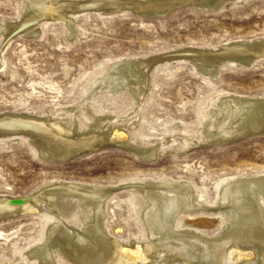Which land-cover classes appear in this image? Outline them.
Returning a JSON list of instances; mask_svg holds the SVG:
<instances>
[{
    "label": "rangeland",
    "instance_id": "rangeland-1",
    "mask_svg": "<svg viewBox=\"0 0 264 264\" xmlns=\"http://www.w3.org/2000/svg\"><path fill=\"white\" fill-rule=\"evenodd\" d=\"M28 3L0 0V25L23 21ZM105 8L64 11L72 23L49 16L10 35L5 33L8 29H0V117L61 118L73 127L75 137L90 131L120 133L138 147L157 142L158 155L146 160L116 139L96 151L57 160L42 156L26 135L0 137V197L45 196L53 185L68 182L126 186L106 203L105 222L113 238L131 246L149 238L142 219L147 201L137 185L186 181L210 206H217L227 183L264 174V133L246 135L244 115L246 109L253 115L255 108L250 106L264 99V56L250 65L219 60L215 80L190 58L156 62L140 99L129 88L114 94L99 89L85 92L117 62L263 40L264 0H224L219 8L186 5L166 15ZM33 29L36 32L30 34ZM232 96L251 105L231 107L227 98ZM222 98L225 102L219 103ZM215 104L217 112L209 116ZM91 112L109 118L96 121ZM205 124L221 138L207 134ZM56 202L69 207L62 217L44 203L40 212L0 218V264H40L27 251L45 239L51 222L59 219L79 229L92 220V211L81 199L59 194ZM189 217L218 221L191 228L182 225L179 230L215 237L229 225L225 211ZM54 251L59 264H73L59 247ZM236 251L244 255L239 264H259V250L250 244Z\"/></svg>",
    "mask_w": 264,
    "mask_h": 264
},
{
    "label": "bare ground",
    "instance_id": "bare-ground-1",
    "mask_svg": "<svg viewBox=\"0 0 264 264\" xmlns=\"http://www.w3.org/2000/svg\"><path fill=\"white\" fill-rule=\"evenodd\" d=\"M95 1L102 2L106 11L128 7L140 13L155 15L186 3L216 6L223 2V0H29V14L26 18L19 23L0 25V29H8L5 33L10 35L25 25L49 16L65 18L72 23L73 19L71 20L64 11H78L84 5ZM34 32L35 29L29 31L30 34ZM263 56L264 39L223 45L217 50H185L150 58L124 60L113 64L103 77L96 78L85 95L94 89L114 94L129 88L139 98L147 84L151 66L165 60L190 58L199 71L215 80L220 72L219 60H235L250 65L255 58ZM225 100L226 98H222L219 103ZM227 100L231 107L251 105L249 101L237 96L229 97ZM250 107L255 108L253 115H250V109L244 110V115L247 116L246 135L263 134L264 99L258 100ZM216 112L217 104L208 114L213 116ZM93 116L96 121L109 118L94 114ZM232 121L233 126L235 118ZM205 131L216 139L221 138L217 132L210 131L208 124H205ZM19 135L28 136L37 146L39 153L46 158L70 160L101 147L110 146L116 139L120 140L124 148L146 160L154 159L159 149L157 142L148 147L134 146L120 133L107 136L105 132L90 131L75 137L73 127L67 126L65 120L61 118L49 119L23 114L2 115L0 137ZM137 187L141 188L147 201L142 219L149 238L143 243L134 241L131 246H126L118 238H113L105 222L106 203L114 192L126 186L108 187L68 182L53 185L45 196L36 193L17 198L0 197V218L40 212L44 203H49L48 206L58 215L66 214L69 207L56 202L59 194L81 199L92 211V220L83 223L79 229L67 226L59 219L49 224L45 239L27 251L30 257H37L32 259L38 260L40 264H59L54 247H59L64 254L61 253L73 264H147L170 260H179L184 264H239L244 255L242 251L237 253L236 250L244 243L259 250L256 257L259 264H264V174L240 177L227 183L221 190L217 206H210L202 199L203 194L186 181L150 180ZM220 211L228 214L229 225L215 237H206L197 230L195 232L178 229L182 225L191 228L215 224L217 219L206 217L193 219L189 216ZM77 236L79 238L82 236L83 239Z\"/></svg>",
    "mask_w": 264,
    "mask_h": 264
},
{
    "label": "water",
    "instance_id": "water-1",
    "mask_svg": "<svg viewBox=\"0 0 264 264\" xmlns=\"http://www.w3.org/2000/svg\"><path fill=\"white\" fill-rule=\"evenodd\" d=\"M223 2H224V0H223ZM101 3H102V2H100V1H99V2H98V1H95V2L88 3V4L84 5V6L82 7L81 10H87V9H98V8L104 7V5H102ZM221 4H222V2L219 3V4L216 5V6H210V5H198L197 3H186V4H182V5H177L176 7H174V8H172V9L168 10L167 12H165V13H163V14H156V15H166V14H168L170 11H172L173 9L178 8V7H181V6H186V5H197V6L204 7V8H219V7L221 6ZM122 8H127V9H131V10H135L134 8H128V7H122ZM135 11H136V10H135ZM36 22H37V21L32 22V23H36ZM32 23H31V24H32ZM26 27H27V26L25 25V26H23L22 28H19L18 30L14 31V33L18 32V31H21V30L25 29ZM56 159H58V158H56ZM58 160H66V159H58Z\"/></svg>",
    "mask_w": 264,
    "mask_h": 264
}]
</instances>
